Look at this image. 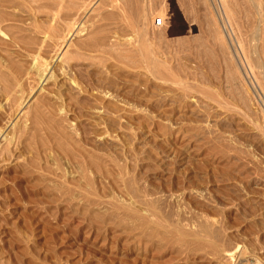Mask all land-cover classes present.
Returning a JSON list of instances; mask_svg holds the SVG:
<instances>
[{
    "label": "rangeland",
    "instance_id": "374dc122",
    "mask_svg": "<svg viewBox=\"0 0 264 264\" xmlns=\"http://www.w3.org/2000/svg\"><path fill=\"white\" fill-rule=\"evenodd\" d=\"M5 1L0 264H264L252 1Z\"/></svg>",
    "mask_w": 264,
    "mask_h": 264
},
{
    "label": "bare ground",
    "instance_id": "6f19581e",
    "mask_svg": "<svg viewBox=\"0 0 264 264\" xmlns=\"http://www.w3.org/2000/svg\"><path fill=\"white\" fill-rule=\"evenodd\" d=\"M3 1L6 2L5 0H3ZM3 1H2V2H3ZM26 1L28 2L29 0H26ZM58 1H59V0H58ZM251 1H252L253 6L256 8V11H255V13H256V14H255L256 19H258V20H260V19L262 20V19H263V21H264L263 13H262V11H261V7H262V6L260 7V4H259V3L256 4L255 1H253V0H251ZM2 2L0 1V3H2ZM17 2H18V1H17ZM219 2H220V0H219ZM221 2H222V1H221ZM61 3H62V1H61ZM222 3H223V2H222ZM12 4L14 5L15 2L11 3V5H12ZM18 4H19V5H18ZM20 4H21V3H17V6H16V7H18V6H21V7H22V6H23V5H20ZM223 4H224V3H223ZM223 4H222V5H223ZM15 5H16V4H15ZM24 5H25V4H24ZM42 5H43V4H42ZM46 5H47V4H46ZM46 5H45V6H46ZM49 5H52V6H53V3H52V4H48V6H49ZM58 5H59V4H58ZM61 5H62V4H61ZM225 5H227V4H225ZM38 6H40V5H38ZM38 6H37V7H38ZM48 6H47V8H48ZM55 6L57 7V5H55ZM59 6H60V5H59ZM25 7H26V6H25ZM34 7H35V5H34ZM50 7H51V6H50ZM50 7H49V8H50ZM8 8H12V7H8ZM39 8H41V6H40ZM60 8H61V7H60ZM224 8H225V6H224ZM2 9H3V8H2ZM12 9H15V8H12ZM35 9H36V8H35ZM42 9H43V8H42ZM43 10H44V9H43ZM2 11H3V10H2ZM10 11H11V10H10ZM55 11H57V10H55ZM6 12H8V11L6 10ZM35 12H36V11H35ZM56 13H57V12H56ZM37 14H38V13H37ZM19 15H20V14H19ZM226 15H227V18L230 19V18L233 16V13H232L230 10H227V14H226ZM9 16H10V15H9ZM14 16H15V15H14ZM45 16H46V18H47L48 15H45ZM49 16H50V14H49ZM54 16H55V15H54ZM230 16H231V17H230ZM31 18H32V17H31ZM26 19H27V18H26ZM6 20H7V19L2 15V13H1V9H0V25H1V23H3V22L6 21ZM10 20H11V19H10ZM38 20H39V19H38ZM48 20H49V19H48ZM48 20H47V21H48ZM11 21H12V20H11ZM26 21H27V20H26ZM30 21H31V20H30ZM30 21H29V22H30ZM32 21H33V20H32ZM49 21H50V20H49ZM51 21H53V19H52ZM12 22H13V21H12ZM53 22H54V21H53ZM53 22H52V25H53ZM31 23H32V22H31ZM47 23H49V22H45V23H43V24H46V26H47V25H48ZM50 23H51V22H50ZM50 23H49V25H50ZM56 23H57V22H56ZM236 23H237V22H236ZM236 23H235V24H236ZM14 24H15V23H14ZM27 24H28V22H27ZM21 25H22V24H21ZM40 25H41V24H40ZM49 25H48V26H49ZM213 25H214V24H213ZM11 26L13 27L12 24H11ZM53 26H54V25H53ZM14 27L16 28L17 26L15 25ZM21 27H22V26H21ZM21 27H20V28H21ZM44 27H45V26H44ZM51 27H52V26L50 25V28H51ZM240 27H241V26H240ZM17 28H18V27H17ZM23 28H24V27H22V29H23ZM40 28H41V27H40ZM48 28H49V27H48ZM53 28H54V27H53ZM53 28H52V30H53ZM218 28H219V27H218ZM22 29H21V30H22ZM35 29H36V28H35ZM4 30H6V28H5ZM12 30H13V29H12ZM29 30H30V28H29ZM31 30H32V28H31ZM31 30H30V31H31ZM45 30H46V27H45ZM23 31H25V30H23ZM27 31H28V30H27ZM33 31H34V30H33ZM46 31H47V30H46ZM46 31H45V32H46ZM50 31H51V29H50ZM50 31H49V35H50ZM72 31H74V30H72ZM239 31H240V30H239ZM0 32H1V31H0ZM17 32H18V31H17ZM19 32H21V31H19ZM19 32H18V33H19ZM12 33H13V32H12ZM47 33H48V31H47ZM4 34L7 35L6 33H3V35H4ZM43 34H44V33H43ZM255 34H256V33H255ZM10 35H11V34H10ZM10 35H9V36H10ZM19 35H20V34H19ZM33 35H34V34H33ZM35 35H36V33H35ZM35 35H34V36H35ZM52 35H53V34H52ZM240 35H241V34H240ZM250 35H251V39H252V40L254 39V37L256 38V35H254V32H251ZM250 35H248V36H250ZM11 36H12V35H11ZM17 36H18V35H17ZM15 37H16V36H15ZM15 37H14V35H13L12 38H15ZM26 37H28V36H26ZM41 37H42V36H41ZM45 37H46V36H45ZM22 38H23V37H22ZM47 38H48V37H47ZM239 38H240V37H239ZM6 39H7V38H6ZM8 39H9V38H8ZM26 39H27V38H26ZM29 39H33V38L30 37ZM241 39H243V38H241ZM260 39H261V38H260ZM9 40H11V38H10ZM33 40H34V39H33ZM37 40H38V39H37ZM4 41H5V40H4ZM15 41H16L18 44H21V45H24V44H28V43H29V42H28V43L25 42V40H23V41H22V40H18L17 38H15ZM34 41H35V40H34ZM39 41H40V40H39ZM221 41H222V40H221ZM236 41H237V40H236ZM41 42H42V41H41ZM244 42H245V41H244ZM9 43H10V42H9ZM13 43H15V42H13ZM33 43H34V42H33ZM57 44H58V43H57ZM64 44H65V43H64ZM254 44H255V43H253V47H252V50H253V51L256 50V46H257V45H254ZM13 45H14V44H13ZM15 45H17V44H15ZM31 45H33V44H31ZM68 45H69V44H68ZM248 45H249V44H248ZM237 46H238L239 53H240L241 56L243 57V60H244V62H245V65H246V67H247V70H248V72H249V75H250V74L253 75V73H254V72H253V64L258 63V62H257V59H258V61H259V57L256 59V62H253V64H252L251 58L249 57V53H248V51H247L248 48H246L247 46L245 45V46H246V47H245L246 50H245L244 47H243L244 44H243V43L241 42V40H239V39H238ZM249 46H252V45L250 44ZM18 47H19V46H18ZM28 47H29V46H28ZM32 47L35 49L34 46H32ZM32 47H31V48L29 47V50H30V49L32 50ZM38 47H39V46H38ZM257 47H258V46H257ZM19 48H20V47H19ZM25 48H26V47H25ZM42 48H43V46H42ZM58 48H59V46H58ZM61 48H63V47L60 45V49H61ZM21 49H23V47H21ZM14 50H15V49H14ZM18 50H19V49H18ZM24 50H25V49H23V51H24ZM39 50H40V49H39ZM39 50L37 49L38 52H40ZM41 50H42V49H41ZM61 50H62V49H61ZM5 51H6V50H5ZM5 51H4V53H5ZM20 51H21V50H20ZM20 51H19V52H20ZM25 51H26V50H25ZM35 51H36V49H35ZM37 51H36V52H37ZM26 52H28V51H26ZM26 52H22V53L25 54ZM29 52H30V51H29ZM29 52H28V53H29ZM36 52H35V53H36ZM9 53H10V52H9ZM30 53H31V52H30ZM30 53H29V54H30ZM40 53H41V52H40ZM63 53H64V52H63ZM63 53H62V54H63ZM10 54H11V53H10ZM12 54H13V53H12ZM29 54H28V55H29ZM14 55H16V54H14ZM30 55H31V54H30ZM38 55H41V54H38ZM31 56H32V55H31ZM31 56H29L30 59H31ZM34 56H35V55H34ZM34 56H33V57H34ZM36 56H37V53H36ZM2 57H3V56H2ZM55 57H56V56H55ZM255 57H256V56H255ZM3 58H4V57H3ZM8 58H9V57H8ZM12 58H13V57H12ZM18 58H19V57H18ZM53 58H54V57H53ZM15 59H16V57H15ZM15 59H14V60H15ZM20 59H21V58H20ZM20 59H19V60H20ZM37 59H38V57H37ZM41 59H42V58H41ZM3 60H5V59H3ZM8 60H9V59H8ZM11 60H13V59H11ZM14 60H13V61H14ZM32 60H33V59H32ZM61 60H62V59H61ZM16 61H17V60H16ZM63 61H64V60H63ZM1 62H2V61H1ZM33 62L35 63L34 60H33ZM36 62H37V60H36ZM39 62H40V61H39ZM61 62H62V61H61ZM7 63H8V62H7ZM14 63H15V62H14ZM26 63H27V62H26ZM22 64H23V63H22ZM39 64H40V63H39ZM63 64H64V63H63ZM63 64H62V66H63ZM16 65H20V68H21V64H16ZM8 66H9V64H8ZM28 66H29V65H28ZM47 66H48V65H47ZM255 66L258 67L259 65H258V64H255ZM10 67H11V66H10ZM23 67H24V66H23ZM59 67H60V66H59ZM7 68H9V67H7ZM20 68H18V66H17V68H15V72L18 73V72L20 71ZM24 68H25V67H24ZM36 68H37V67H36ZM41 68H44V70H45V67H41ZM41 68H40V67L37 68V71H36L37 74H38V72H39V70H40ZM46 68H47V67H46ZM11 69H12V71H13V68H12V67H11ZM257 69H258V68H257ZM3 70H4V69H3ZM1 71H2V69H1ZM12 71H11V72H12ZM24 71H25V70H24ZM24 71H23V72H24ZM45 71H47V70H45ZM258 71H259V70H258ZM3 72H4L3 74H5V70H4ZM32 72H33V68H32ZM34 72H35V70H34ZM41 72H42V70H41ZM24 73H26V71H25ZM27 73H28V72H27ZM27 73H26V74H27ZM13 74H14V73H13ZM44 74H45V73H44ZM257 74H258V72H257ZM5 75L7 76V71H6V74H5ZM33 75H34V74H33ZM27 76H29V75H27ZM37 76H38V75H37ZM41 76H42V75H41ZM41 76H40V77H41ZM1 77H2V76L0 75V78H1ZM20 77H21V76H20ZM60 77H61V76H60ZM62 77H63V76H62ZM257 77H258V76H257ZM2 78H3V77H2ZM7 78L11 79V77H9V74H8V77H7ZM21 78H22V77H21ZM21 78H19V79H21ZM43 78H44V75L42 76L41 81H42ZM15 79H16V78H15ZM22 79H23V78H22ZM258 79H261V78L258 77ZM17 80H18V78H17ZM38 81H39V80H38ZM43 82H44V79H43V81H42L41 83H43ZM259 82H260V80H259ZM18 83H20V82L18 81ZM20 84H21V83H20ZM263 84H264V83H263ZM12 87L14 88V85H13V84H12ZM17 87H18V86H17ZM5 89H6V88H5ZM16 89H17V88H16ZM6 90H7V89H6ZM31 91H32V90H31ZM5 95H6V94H5ZM20 111H21V110H20ZM15 115H16V114H15ZM1 128H2V127H1ZM1 128H0V129H1Z\"/></svg>",
    "mask_w": 264,
    "mask_h": 264
}]
</instances>
